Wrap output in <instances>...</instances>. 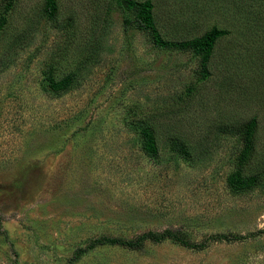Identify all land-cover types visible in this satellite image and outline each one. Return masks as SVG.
Segmentation results:
<instances>
[{"label":"rangeland","instance_id":"374dc122","mask_svg":"<svg viewBox=\"0 0 264 264\" xmlns=\"http://www.w3.org/2000/svg\"><path fill=\"white\" fill-rule=\"evenodd\" d=\"M55 1L47 18L45 0H0V264L167 230L204 244H104L71 264H264V4L150 0L165 40L228 31L203 68L126 38L110 0Z\"/></svg>","mask_w":264,"mask_h":264},{"label":"trees","instance_id":"16d2710c","mask_svg":"<svg viewBox=\"0 0 264 264\" xmlns=\"http://www.w3.org/2000/svg\"><path fill=\"white\" fill-rule=\"evenodd\" d=\"M3 1L10 2L12 0ZM259 1L264 4V0ZM110 4L120 17L126 38H129V35L135 32L146 33L149 35L150 41L155 48L159 50L175 49L190 52L192 56L197 57L200 60V64L203 68H205L217 40L228 34L227 30L212 27L209 31L198 38L181 42L168 41L163 39L156 30L154 6L150 0H144L141 2L135 0H110ZM56 9L57 5L55 0H45L43 12L47 18L54 17ZM148 143L150 144L148 147L153 149L152 140L150 138L148 139ZM242 181L244 182V179L241 180L240 177H231L230 184L235 186L240 184ZM166 239H174L181 245L188 248H198L204 244H190L184 240H181L168 230L163 231L160 234H156L151 231L145 232L132 241L101 236L92 240L86 247L78 248L68 263L71 264L76 262L83 254L99 245H121L130 249H138L145 240H149L154 243H160ZM213 239H224L226 241H231L236 239V237H225L218 235L213 237Z\"/></svg>","mask_w":264,"mask_h":264}]
</instances>
